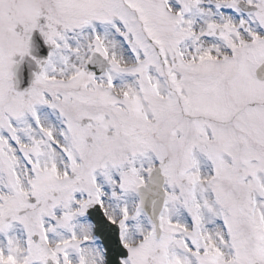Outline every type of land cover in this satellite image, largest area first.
<instances>
[{
    "label": "snow or ice",
    "instance_id": "6c2138e0",
    "mask_svg": "<svg viewBox=\"0 0 264 264\" xmlns=\"http://www.w3.org/2000/svg\"><path fill=\"white\" fill-rule=\"evenodd\" d=\"M0 264H264V0H0Z\"/></svg>",
    "mask_w": 264,
    "mask_h": 264
}]
</instances>
